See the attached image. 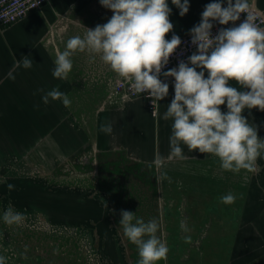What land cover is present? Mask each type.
Masks as SVG:
<instances>
[{
    "label": "crops",
    "instance_id": "1",
    "mask_svg": "<svg viewBox=\"0 0 264 264\" xmlns=\"http://www.w3.org/2000/svg\"><path fill=\"white\" fill-rule=\"evenodd\" d=\"M167 2L172 9L170 20L174 25L172 32L166 36L169 40L174 34L180 39L189 36L190 29L200 23L207 4L222 2L223 6H227V0H189V11L181 17L180 10L171 0ZM249 3L264 13V0H249ZM112 15L113 12L103 7L100 0H50L41 10L30 13L20 22L8 27L0 26V114H33V124L36 119L39 121L35 114H47L46 117L50 119L47 130L34 133L46 132L48 137L44 142H38L32 150L34 155L35 149L39 153L45 148L47 156L45 160L42 158L43 162H57L60 158L63 161L73 154H90L97 187L94 197L98 207L94 213L106 221L103 218L96 220L93 228L101 249L100 264H137L139 260L137 247L125 237L119 225L121 219H114L118 213L121 215L122 210H131L118 209L117 212L114 196L98 188L99 182L107 185L116 183L120 175L113 168L120 166H133L155 173L153 180L144 176L138 179L136 174L132 177L142 181L147 199L152 197V181L158 188L155 198L160 200V205L155 207L154 212L159 225L157 236L166 242L169 252L167 259L157 264H261L258 260L264 256L262 221L252 222L251 214H244L233 236L231 215L223 223L214 222L212 215L211 222L200 223L203 220L200 216L205 213L201 205L196 206L197 201L194 203V200L205 198L209 204L214 194H221L211 193L209 196L206 191L208 195H203L205 191L201 192L198 184L208 182L209 172L214 174V168L221 167L217 157L198 150L189 152L185 145H181L186 159L166 161L160 171H157L154 164L149 168L148 165L157 153L163 157L170 153L169 137L173 121L163 119L174 98V86L168 80L163 82L169 84V93L159 101L158 113L154 116L143 99L119 101L112 96L108 88H112L122 78L104 64L99 55L93 59L87 51H76L70 57L73 67L68 78L62 80L53 76L55 60L65 50L67 40L77 35L83 37L87 29L107 23ZM24 56L33 60L32 67L15 68V80L8 79V72ZM233 86L239 87L234 82ZM53 88L68 95L70 106L65 107L60 100L49 99L47 104L43 102L42 96ZM221 110L227 112L226 105L221 106ZM257 114H264V111L253 108L245 109L243 113L250 123L251 119H258ZM107 124L112 126L111 134L100 131L101 126ZM36 164L39 165V162ZM161 172L166 173L170 180L158 182L157 177ZM125 176L126 181L131 182V174ZM211 181H214L213 177ZM228 186L227 193L223 195L232 193L236 197V204L240 202V207L244 205L238 199V196L244 198L243 192L238 191L237 187L233 188L231 182ZM117 197L127 198L126 193ZM99 198L109 201L106 209L101 207L103 204H98ZM138 209L142 210L136 208L134 211ZM182 222L189 231L182 230ZM185 237H190V242L186 243Z\"/></svg>",
    "mask_w": 264,
    "mask_h": 264
},
{
    "label": "clouds",
    "instance_id": "2",
    "mask_svg": "<svg viewBox=\"0 0 264 264\" xmlns=\"http://www.w3.org/2000/svg\"><path fill=\"white\" fill-rule=\"evenodd\" d=\"M171 2L181 17L189 11V0ZM100 4L113 15L107 23L86 28L83 37L67 40L65 50L55 60L53 76L67 79L73 67L70 57L76 51H87L93 59L99 55L118 77L131 84L135 94L146 93L153 106L169 93V84L160 79L161 75L172 77L174 98L163 115V119L173 121L170 153L167 157L157 153L149 168L154 164L160 171L166 161L186 159L181 147L185 145L189 152L198 150L217 157L222 170H255L257 159L264 153V139L243 113L253 108L264 111V15L254 11L249 0H227L226 7L222 2L207 4L200 23L190 29L191 44L197 53L190 55L187 63L181 60L177 68L163 71L182 43L175 34L166 39L174 28L167 0H100ZM242 13L246 19L235 26ZM212 21L234 26L221 28L213 36ZM32 64L33 60L24 56L16 61L7 78L15 80V68L30 69ZM49 99L60 100L65 107L71 104L68 95L58 88L42 96L45 104ZM224 105L227 112L221 110ZM156 114L153 111L152 115ZM112 130L110 124L100 128L105 134ZM165 179L170 177L164 172L157 177L158 182ZM7 187L11 191L15 186ZM235 199L232 193L220 197L224 204L234 203ZM121 217L119 225L125 237L138 249L137 264H157L167 259L169 248L157 236L159 225L155 219L145 222L127 210H122ZM2 219L8 226L20 225L24 215L9 207ZM181 228L189 231L183 222ZM185 242H190V237H185ZM0 264H6L2 255Z\"/></svg>",
    "mask_w": 264,
    "mask_h": 264
},
{
    "label": "rangeland",
    "instance_id": "3",
    "mask_svg": "<svg viewBox=\"0 0 264 264\" xmlns=\"http://www.w3.org/2000/svg\"><path fill=\"white\" fill-rule=\"evenodd\" d=\"M109 90L112 88H108ZM46 115L35 114L39 121L36 119L33 124V114H0V255L6 258V264H100L101 249L93 228L96 220H102L103 217L94 213L98 205L94 197L97 191L93 178L94 165L90 163L93 159L89 153L79 156L73 154L63 161L60 158L57 162L52 160L46 163L41 161L47 156L43 146L41 152L38 153L35 149V156L32 155L33 147L48 137L46 132L34 133L47 130L50 119ZM257 116L258 119L254 120L256 122L251 119V123L257 126L258 136L264 139V114ZM117 159L121 162L120 158ZM37 161L39 165L36 164ZM113 169L119 173V180L111 185L99 182L98 188L109 191L114 196L117 212L118 209L131 210L145 222L156 219L155 207L160 205V200L155 198L158 188L152 181V197L147 199L143 192L144 184L138 180L142 176L153 180L155 173L133 166ZM125 170L131 174V182L126 181L125 175L130 174ZM196 170L195 168L194 171ZM134 174L139 176L137 180L134 179L137 177H132ZM212 177L214 181H211ZM208 178V182L198 183L201 192L205 191L203 195L221 194H214L215 197L211 198L212 202L209 204L205 198L194 200V203L197 201L196 206L201 205L205 213L200 216L203 218L200 223L211 222L210 215L215 218L214 222L223 223L231 215L232 236L244 214H251L252 222L262 221L264 224V153L257 159L253 171L241 170L237 173L217 166L214 174L209 172ZM230 182L233 188L237 187L238 191L243 192L244 198L238 196L241 203H244L241 207L240 202L224 204L220 200L223 193H227ZM9 184L15 186L11 191L7 187ZM123 193H126V199L117 197ZM98 204L107 208L109 201L99 198ZM9 207L24 215V221L20 225L8 226L4 223L3 213ZM136 208L142 210L134 211ZM121 218L119 213L114 216L116 221Z\"/></svg>",
    "mask_w": 264,
    "mask_h": 264
},
{
    "label": "built area",
    "instance_id": "4",
    "mask_svg": "<svg viewBox=\"0 0 264 264\" xmlns=\"http://www.w3.org/2000/svg\"><path fill=\"white\" fill-rule=\"evenodd\" d=\"M50 0H0V26L8 27L12 26L32 12L39 11L46 5ZM254 11H258L262 15L264 13L253 4H251ZM246 19V14H241L240 19L235 22V26H238L239 23L243 22ZM234 26L232 23L228 25H220L217 21H214L212 28V35L215 36L219 29L228 28ZM264 27V24L261 25ZM181 45L176 49L175 53L170 57L168 65L163 69V71H168L172 68H177L178 63L183 60L186 63L188 62V57L194 53H197L196 46L191 44V35L186 36L181 39ZM189 66H191L189 64ZM160 79L162 81L168 80L174 86V78L168 77L165 78L161 75ZM111 94L113 97H116L119 101H129L136 99H143L146 102V105L151 113H158V103L153 106L152 100L144 94H135L131 88V84L128 81L123 79L117 80L112 86ZM154 116H157L154 115Z\"/></svg>",
    "mask_w": 264,
    "mask_h": 264
},
{
    "label": "trees",
    "instance_id": "5",
    "mask_svg": "<svg viewBox=\"0 0 264 264\" xmlns=\"http://www.w3.org/2000/svg\"><path fill=\"white\" fill-rule=\"evenodd\" d=\"M258 262H260L261 264H264V256H262V257L258 260Z\"/></svg>",
    "mask_w": 264,
    "mask_h": 264
}]
</instances>
